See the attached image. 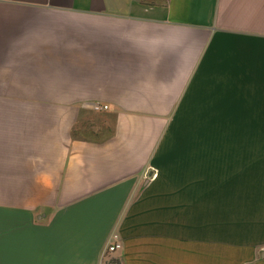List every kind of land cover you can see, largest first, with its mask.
Wrapping results in <instances>:
<instances>
[{"label":"crops","instance_id":"crops-1","mask_svg":"<svg viewBox=\"0 0 264 264\" xmlns=\"http://www.w3.org/2000/svg\"><path fill=\"white\" fill-rule=\"evenodd\" d=\"M0 80V264H264V0H0Z\"/></svg>","mask_w":264,"mask_h":264},{"label":"rangeland","instance_id":"rangeland-1","mask_svg":"<svg viewBox=\"0 0 264 264\" xmlns=\"http://www.w3.org/2000/svg\"><path fill=\"white\" fill-rule=\"evenodd\" d=\"M1 82L2 81L0 80V83ZM27 90H28V88H24V87L19 88V87H8V86L0 85V112L3 110H8V107L17 106L18 105L17 102L16 103L11 102L12 100H15L16 97H11V96H18V95L27 94ZM86 105L88 106L89 104H86ZM89 108L92 109L91 107H89ZM168 121L169 122H167L166 126L172 128L171 133H175V135H176L177 120L171 119ZM0 145H1V140H0Z\"/></svg>","mask_w":264,"mask_h":264},{"label":"built area","instance_id":"built-area-1","mask_svg":"<svg viewBox=\"0 0 264 264\" xmlns=\"http://www.w3.org/2000/svg\"><path fill=\"white\" fill-rule=\"evenodd\" d=\"M89 107H91L93 110L96 111L106 110L108 108L106 104H99V103H91L89 104ZM121 246H122V242L119 236L117 234H114L111 242L107 247V251L109 253L115 252L116 250L120 249Z\"/></svg>","mask_w":264,"mask_h":264},{"label":"trees","instance_id":"trees-1","mask_svg":"<svg viewBox=\"0 0 264 264\" xmlns=\"http://www.w3.org/2000/svg\"><path fill=\"white\" fill-rule=\"evenodd\" d=\"M104 264H121V262L117 258H111L107 263Z\"/></svg>","mask_w":264,"mask_h":264}]
</instances>
